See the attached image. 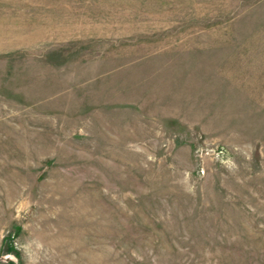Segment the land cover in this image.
Wrapping results in <instances>:
<instances>
[{
	"label": "rangeland",
	"instance_id": "rangeland-1",
	"mask_svg": "<svg viewBox=\"0 0 264 264\" xmlns=\"http://www.w3.org/2000/svg\"><path fill=\"white\" fill-rule=\"evenodd\" d=\"M0 264H264V0H0Z\"/></svg>",
	"mask_w": 264,
	"mask_h": 264
}]
</instances>
